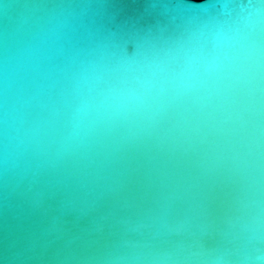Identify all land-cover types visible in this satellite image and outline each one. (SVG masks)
Listing matches in <instances>:
<instances>
[{"label":"clouds","instance_id":"9594fccd","mask_svg":"<svg viewBox=\"0 0 264 264\" xmlns=\"http://www.w3.org/2000/svg\"><path fill=\"white\" fill-rule=\"evenodd\" d=\"M124 2L0 0V264H264V0Z\"/></svg>","mask_w":264,"mask_h":264},{"label":"water","instance_id":"95a60500","mask_svg":"<svg viewBox=\"0 0 264 264\" xmlns=\"http://www.w3.org/2000/svg\"><path fill=\"white\" fill-rule=\"evenodd\" d=\"M148 7L146 0H125L118 6L117 22H136L141 24L149 23L152 17L146 13ZM107 212V207H100L95 211L84 214L78 212H68L62 210L59 200L49 201L47 211L36 218L35 225L41 229H62L63 238L57 240L49 249V252L58 250L64 244L65 240L84 235L98 225L103 224L101 217ZM36 264H56L55 261L36 262Z\"/></svg>","mask_w":264,"mask_h":264}]
</instances>
